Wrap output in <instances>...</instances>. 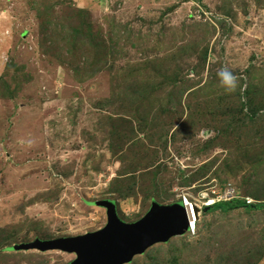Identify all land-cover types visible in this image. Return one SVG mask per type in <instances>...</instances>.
I'll return each instance as SVG.
<instances>
[{
    "label": "rangeland",
    "instance_id": "374dc122",
    "mask_svg": "<svg viewBox=\"0 0 264 264\" xmlns=\"http://www.w3.org/2000/svg\"><path fill=\"white\" fill-rule=\"evenodd\" d=\"M0 92V264L74 261L12 246L96 233L104 201L264 202V0H0ZM197 225L126 264H264V209Z\"/></svg>",
    "mask_w": 264,
    "mask_h": 264
},
{
    "label": "water",
    "instance_id": "95a60500",
    "mask_svg": "<svg viewBox=\"0 0 264 264\" xmlns=\"http://www.w3.org/2000/svg\"><path fill=\"white\" fill-rule=\"evenodd\" d=\"M100 204L108 206L109 223L98 232L48 241L37 239L31 243L14 245L12 249L76 252L77 258L69 264H126L148 247L186 234L189 227L187 210L181 201L167 205L154 202L148 213L134 223L121 220L113 202L104 201ZM209 209L206 207L204 212ZM195 211L198 213V209Z\"/></svg>",
    "mask_w": 264,
    "mask_h": 264
},
{
    "label": "built area",
    "instance_id": "2783aa9c",
    "mask_svg": "<svg viewBox=\"0 0 264 264\" xmlns=\"http://www.w3.org/2000/svg\"><path fill=\"white\" fill-rule=\"evenodd\" d=\"M187 210L189 227L186 233L195 236L198 230V221L206 207H211L219 202L233 201L235 199L246 200L247 203L254 202L252 199H241L237 190L229 183L226 187H214L210 190H199L196 193L183 191L179 195ZM198 209V213L195 211Z\"/></svg>",
    "mask_w": 264,
    "mask_h": 264
},
{
    "label": "trees",
    "instance_id": "16d2710c",
    "mask_svg": "<svg viewBox=\"0 0 264 264\" xmlns=\"http://www.w3.org/2000/svg\"><path fill=\"white\" fill-rule=\"evenodd\" d=\"M3 86H5L7 88V90H11V88H9V84H8V80L6 78H3ZM6 90V91H7ZM12 91V90H11ZM11 92L8 91V94H10ZM0 94H2V92H0ZM242 207L244 209H246L247 211H251V210H261L264 209V202H258V203H247L246 200H239V199H235L233 201H223V202H219L213 206L210 207L209 211H215V210H221V211H229L235 208H239ZM170 251V255H173V259L172 261L175 259H177V255H174L176 253V249L175 247H172L171 249H169Z\"/></svg>",
    "mask_w": 264,
    "mask_h": 264
},
{
    "label": "clouds",
    "instance_id": "9594fccd",
    "mask_svg": "<svg viewBox=\"0 0 264 264\" xmlns=\"http://www.w3.org/2000/svg\"><path fill=\"white\" fill-rule=\"evenodd\" d=\"M178 201H181V200H178ZM182 202V201H181ZM183 203V202H182ZM185 206V205H184ZM210 208V207H209Z\"/></svg>",
    "mask_w": 264,
    "mask_h": 264
}]
</instances>
